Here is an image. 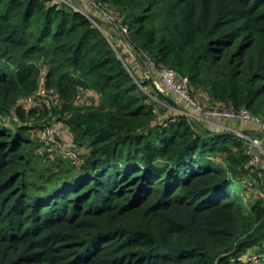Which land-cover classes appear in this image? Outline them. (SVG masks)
Returning <instances> with one entry per match:
<instances>
[{
	"label": "trees",
	"instance_id": "16d2710c",
	"mask_svg": "<svg viewBox=\"0 0 264 264\" xmlns=\"http://www.w3.org/2000/svg\"><path fill=\"white\" fill-rule=\"evenodd\" d=\"M46 1L0 0V264H264V196L243 195L264 192L247 141L184 115L158 122L140 87L162 97L114 49L264 123V0H98L126 41ZM42 77L55 100L38 106L64 124L78 165L47 164L22 123ZM83 91L96 99L77 104ZM11 112L20 121L5 124Z\"/></svg>",
	"mask_w": 264,
	"mask_h": 264
},
{
	"label": "built area",
	"instance_id": "2783aa9c",
	"mask_svg": "<svg viewBox=\"0 0 264 264\" xmlns=\"http://www.w3.org/2000/svg\"><path fill=\"white\" fill-rule=\"evenodd\" d=\"M86 4H90L93 8L92 11L87 10L85 7H81L75 2L71 0H47L46 4L49 6L52 5H65L68 6L84 16H86L98 29L103 30L101 27L103 24L97 23L95 20L90 19L89 16L92 15L94 18H98L105 22L115 21L116 23L120 21V16L116 10L110 8H102L99 5V1L94 0H84ZM120 29L126 33V28L122 25ZM104 31V30H103ZM151 67H154V63L148 60ZM43 73V70L42 72ZM149 73H145L147 78H149ZM158 81H153L152 84L154 90L159 94L156 90V87L163 90V87L167 89V91L173 94L175 101L179 104L176 106L175 103H170L169 101L159 103L164 107H168L171 109L177 110L175 114L176 117L180 115L186 116L189 120L192 121H203L204 123H209L212 126H215L216 120L221 121H231L240 124V129L228 128V131H233L235 134L244 138L247 141V153L250 155L249 166L259 168L261 165L260 160V150L259 145L254 138H252L249 133L247 135L242 134V130L250 131V125H262L261 129L264 130V123L259 116H256L250 113L247 109L234 110V108L230 105H218V104H206L201 102L198 99L190 86L189 80L187 77L182 76L178 72H176L172 68L162 67L157 70ZM139 84V83H138ZM44 85L43 77L40 79L39 86ZM38 86V89H39ZM148 95H152L153 98L155 96L150 94L147 90L141 87ZM38 89L35 91L37 92ZM43 90H39L35 95L33 93L31 95L23 97L22 105L26 110H29L30 107H34L36 104V98L40 95ZM42 98L44 96H41ZM164 101V100H163ZM45 105H49L48 100H41ZM83 103V102H82ZM218 122V121H217ZM252 129V128H251ZM252 131V130H251ZM68 131L66 130L64 124L59 120L51 121L50 123L44 124L42 126V136L41 139L43 141V146L41 148L40 153L44 156H51L49 154L53 152L60 153L64 158L71 161L73 164L78 165L81 162V154L82 152L78 150L75 145L72 143L70 137L68 136ZM262 143V141H261ZM259 145V146H258Z\"/></svg>",
	"mask_w": 264,
	"mask_h": 264
},
{
	"label": "rangeland",
	"instance_id": "374dc122",
	"mask_svg": "<svg viewBox=\"0 0 264 264\" xmlns=\"http://www.w3.org/2000/svg\"><path fill=\"white\" fill-rule=\"evenodd\" d=\"M71 1H73V2H76L77 1V4L79 6L85 7L87 10H90V11L93 10V8L90 6V4H86V2H84V0H76V1L71 0ZM94 1H97V0H94ZM99 6L102 7L103 9L104 8H108V7L104 6V5H99ZM101 28L104 31L107 30V31L112 32L114 35L118 36L120 40L122 38V39H124L126 41V39H125V32H123L120 29V27L117 26V24H116L115 21H112V20L110 22L103 21V26ZM106 38L108 39V42L110 43V45H114L112 43V40L111 39L109 40V37L108 36H106ZM120 42L122 44L119 47L114 48V49H115L118 57L125 59V62L127 63V66L136 75V78L137 79H141V80L145 79V77L147 78V76L145 75V73L147 72V73H149L148 74L149 75L148 77H150L151 80H152V83L149 82L150 84H154V82H153L154 80L155 81H158L157 73H156V76L150 74L151 65H150L149 61L147 59H145V60L142 59L138 54H137L138 55L137 56L136 53H135V51L132 49V47L129 46L127 43H125L123 41H120ZM144 68H146V69H144ZM137 83H138V81H137ZM154 86H155V84H154ZM41 89L43 90V92L41 93L42 95H40V96H38L36 98V104H38V105H39V103L44 104L43 102H41V100H48V101L55 100L54 98H52L54 96H52V97L50 96V94L48 93V90L46 89V87H44V85H40L37 92H39V90H41ZM144 89L145 90H148L147 88H144ZM156 89L158 91H160L159 95L162 98H158L157 95H154L155 98H153L152 95H148L142 89L146 93L148 99H150L152 102H155L156 105H157V107L154 109L155 114H156V120L158 122H161L162 123V122L166 121V119L176 118L177 115L175 114V112H177V110H175L174 108L171 109V108H168V107H164L163 105H161L159 103V101L165 102V99L163 98L162 95H164V96H166L168 98H171L172 100H174V102H176L173 94L169 93L165 87H163V90L162 89H159L157 87H156ZM37 92L33 93V95H35ZM41 96H44V97L42 98ZM91 99H93V100L96 99V94L94 92H92V91H90V92L83 91V92H81L79 94L76 103L77 104H81L82 102L83 103H90V100ZM203 102L206 103V104H212L211 101L210 102L203 101ZM20 104H22V100H20ZM38 105L37 106L34 105V107H30L29 108V109H33V108H38L39 109V110H36L34 116H28L27 115V117L25 118V121L24 122L21 121V122L24 123V124H26L27 126H32V127L35 126V127L32 128L31 131L29 130L30 136H31V138L33 140V143H34L33 145L36 147L35 150H36V152H37V154L39 156L44 157V159L46 160L47 164H51L52 162H54V161H56L58 159H61L63 156L60 153H58V152H53V153L49 154L51 156H44V155H42L40 153L41 148L43 146V141L41 139V136H42V126L51 117L54 116V118H57V115H53L54 113H52V111L45 112V110L44 109H41L40 108L41 106H38ZM176 106H179V104L177 103ZM25 111L27 112L28 110L25 109ZM2 118H3V122L5 124H8V123H14V124H16V123H18L20 121V119L16 117V115H15L14 112L13 113L11 112L10 114L9 113L8 114H5ZM53 120H50V122L53 121ZM216 121H221V120H216ZM193 122L194 123H197L198 125L201 124L203 127L207 128L209 130H212L215 127V126H212V124L210 125L209 123H204L203 121L200 122V121L194 120ZM230 123H231V121H230ZM235 126H236V124H235ZM261 126L262 125H260V124L259 125L256 124V125H250V126H248L250 128L249 129L250 130L249 131V135L252 138H254V140L259 145L261 144L260 146L258 145L259 146V150H260L259 154H260V160H261V165L259 166L261 169L258 171L259 172V178H260V181L257 182L258 184L260 182L264 183V130L261 129ZM220 130L221 131H228L227 129L226 130L225 129H220ZM261 141H262V143H261ZM55 158H56V160H55ZM257 188L255 189L254 192L251 191L253 193H251V192L250 193L249 192H247V193L243 192V195H245L246 198L248 197V199L249 198L255 199L257 197L264 196V192H262V189H260V188L257 189ZM249 251H251V250H249ZM240 260L241 261L242 260L243 261L249 260L248 254L247 253H243L241 255V257H240ZM239 264H242V263H239ZM250 264H254V263L251 262Z\"/></svg>",
	"mask_w": 264,
	"mask_h": 264
},
{
	"label": "crops",
	"instance_id": "0c3cea01",
	"mask_svg": "<svg viewBox=\"0 0 264 264\" xmlns=\"http://www.w3.org/2000/svg\"><path fill=\"white\" fill-rule=\"evenodd\" d=\"M235 124H236V126H235ZM240 126V124H238V123H233V122H231L230 123V121L228 122V121H216V124H215V127L212 129V130H215V131H219V132H225V131H221L220 129H227L228 130V128H234V129H240L241 127H239ZM227 132V131H226Z\"/></svg>",
	"mask_w": 264,
	"mask_h": 264
},
{
	"label": "water",
	"instance_id": "95a60500",
	"mask_svg": "<svg viewBox=\"0 0 264 264\" xmlns=\"http://www.w3.org/2000/svg\"><path fill=\"white\" fill-rule=\"evenodd\" d=\"M74 1H76V0H74ZM76 4H77V1L75 2ZM89 18L90 19H93V20H95L97 23H99V24H103V21L102 20H100V19H97V18H94L93 16H89ZM132 49L135 51V53H136V55L138 54L137 52H136V50L132 47ZM138 56V55H137ZM144 69H146V68H144ZM148 81L149 82H151L152 83V80H151V78L149 77L148 78ZM157 90V89H156ZM158 91V90H157ZM159 92V91H158ZM160 93V92H159ZM162 95V94H161ZM163 96V98L165 99V100H167V101H169L170 103H175L174 102V100H172L171 98H168V97H166V96H164V95H162ZM190 122L191 123H193L194 124V122L192 121V120H190ZM196 126H198V125H196ZM228 133H234L233 131H227ZM223 133H225V132H220L219 134H223ZM249 133V131L248 130H242V134L243 135H247Z\"/></svg>",
	"mask_w": 264,
	"mask_h": 264
}]
</instances>
